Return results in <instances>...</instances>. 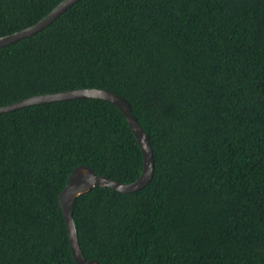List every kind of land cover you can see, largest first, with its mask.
Masks as SVG:
<instances>
[{
    "label": "trees",
    "instance_id": "1",
    "mask_svg": "<svg viewBox=\"0 0 264 264\" xmlns=\"http://www.w3.org/2000/svg\"><path fill=\"white\" fill-rule=\"evenodd\" d=\"M61 0H0V36ZM75 88L111 91L146 132L153 173L94 186L72 219L99 264H264V0H78L0 47V106ZM80 164L141 172L119 109L71 99L0 114V264H78L58 195Z\"/></svg>",
    "mask_w": 264,
    "mask_h": 264
},
{
    "label": "water",
    "instance_id": "2",
    "mask_svg": "<svg viewBox=\"0 0 264 264\" xmlns=\"http://www.w3.org/2000/svg\"><path fill=\"white\" fill-rule=\"evenodd\" d=\"M76 1L78 0H61L44 17L34 24L13 33L0 36V47L10 44L25 36L32 35L46 27ZM81 98L103 99L115 105L122 113L130 130L132 131L139 145L142 156L141 172L134 181L126 183L116 181L104 175H97L88 166L80 164L75 166L69 173L66 184L58 195V202L63 215L69 247L74 261L78 264H99L94 259H87L84 257L80 250L76 228L72 219V208L76 197L79 194L89 191L94 186H107L113 190L127 193L141 189L150 181L154 167L152 150L150 148L146 132L132 116L129 104L119 95L106 89L75 88L22 98L12 103L0 106V114L10 112L24 106Z\"/></svg>",
    "mask_w": 264,
    "mask_h": 264
}]
</instances>
